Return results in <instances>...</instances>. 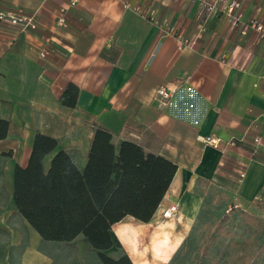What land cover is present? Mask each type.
Segmentation results:
<instances>
[{
    "label": "crops",
    "instance_id": "0c3cea01",
    "mask_svg": "<svg viewBox=\"0 0 264 264\" xmlns=\"http://www.w3.org/2000/svg\"><path fill=\"white\" fill-rule=\"evenodd\" d=\"M233 3L239 7L228 14ZM0 12L38 23L25 32L0 24V120L9 124L0 140V246L18 219L41 239L13 198L16 166L27 164L36 135L58 140L84 168L94 124L115 143H136L178 166L150 223L127 217L113 227L134 264H166L163 251L149 258L138 249L139 236L204 227L213 214L202 210L218 198L229 211L264 218V37L257 29L264 0H0ZM69 83L80 88L74 110L61 105ZM163 87L174 91L165 109L154 101ZM210 137L245 143L223 154L202 141ZM236 164L246 165L242 181ZM175 205L179 212L165 220Z\"/></svg>",
    "mask_w": 264,
    "mask_h": 264
},
{
    "label": "trees",
    "instance_id": "16d2710c",
    "mask_svg": "<svg viewBox=\"0 0 264 264\" xmlns=\"http://www.w3.org/2000/svg\"><path fill=\"white\" fill-rule=\"evenodd\" d=\"M80 88L69 83L62 107L76 109ZM8 122L0 120V140L6 138ZM51 157L50 167L44 161ZM178 166L163 156L130 142H114V135L94 124L92 144L84 168H79L58 140L38 133L29 160L17 165L14 176V209L39 234L42 241L74 243L83 237L101 264H134L123 251L113 227L127 217L150 223L170 190ZM241 218L264 235V218L238 210ZM229 215L207 231L202 253L193 264H201L211 249L228 235ZM264 256V243L249 252L247 264Z\"/></svg>",
    "mask_w": 264,
    "mask_h": 264
},
{
    "label": "rangeland",
    "instance_id": "374dc122",
    "mask_svg": "<svg viewBox=\"0 0 264 264\" xmlns=\"http://www.w3.org/2000/svg\"><path fill=\"white\" fill-rule=\"evenodd\" d=\"M220 200L218 198L217 201L205 204L202 214L206 216L205 212H209L213 215L205 219L204 227L198 223L187 234L179 228L176 230L179 234L168 230L163 232L161 228H150L139 236L138 249L149 258L152 250L157 249V253L163 251V262L166 264H193L205 246L206 230L225 215L231 214V221L227 226L228 235L211 249V257H206L201 264H247L245 256L249 252H255L264 243V235L245 224L233 208L229 211L230 204L227 201ZM17 225L16 232L11 230L6 236L7 246H0V264H101L83 237L72 244L45 242L26 224L21 226L19 219ZM123 251L124 249L114 248L109 254L118 257ZM254 264H264V256Z\"/></svg>",
    "mask_w": 264,
    "mask_h": 264
},
{
    "label": "built area",
    "instance_id": "2783aa9c",
    "mask_svg": "<svg viewBox=\"0 0 264 264\" xmlns=\"http://www.w3.org/2000/svg\"><path fill=\"white\" fill-rule=\"evenodd\" d=\"M218 1H225V0H217V2ZM76 4H77V0H71V6H75ZM238 7H239V4L233 3L230 6H226L225 9H227L228 14H232L234 10ZM64 22L65 21L63 18L59 20V23L61 25H63ZM0 24L17 27L22 32H25L28 30H35L38 27V23H37L35 16H28L24 14H9L5 12H0ZM257 29L262 33V36L264 37V25H258ZM46 55H47L46 52L42 54L43 57H45ZM173 93L174 91L169 88H165V87L160 88L154 96V101L155 103L158 104L159 108L165 109L170 105L171 100L173 99ZM202 141L208 144L209 146H212L213 148L221 151L223 154H225L227 149L229 148H235V147L244 145L245 138L232 137L228 140H223L218 137H210L206 139L202 138ZM260 143H261V138L254 139L255 147L259 145ZM223 165H224V162H223ZM234 168L239 175L240 181H242L246 177V173H247L246 165L236 164ZM178 212H179V206L175 205L165 210L163 213V217L165 220H169V219L174 218Z\"/></svg>",
    "mask_w": 264,
    "mask_h": 264
}]
</instances>
